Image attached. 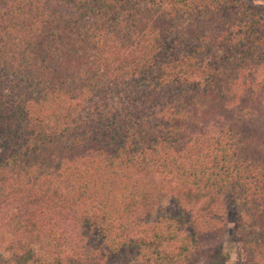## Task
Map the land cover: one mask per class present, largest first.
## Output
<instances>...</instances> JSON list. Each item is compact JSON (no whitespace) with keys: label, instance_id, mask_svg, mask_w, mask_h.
Wrapping results in <instances>:
<instances>
[{"label":"trees","instance_id":"1","mask_svg":"<svg viewBox=\"0 0 264 264\" xmlns=\"http://www.w3.org/2000/svg\"><path fill=\"white\" fill-rule=\"evenodd\" d=\"M222 205L264 264L258 7L0 0V264H225Z\"/></svg>","mask_w":264,"mask_h":264},{"label":"rangeland","instance_id":"2","mask_svg":"<svg viewBox=\"0 0 264 264\" xmlns=\"http://www.w3.org/2000/svg\"><path fill=\"white\" fill-rule=\"evenodd\" d=\"M243 1L249 4H253L256 7H258V9L260 10V13L262 14V16H264V0H243ZM222 214L226 218L227 227L229 228V233L222 241V244H224L226 248H228L229 251L231 252L230 259L225 264H236V260H235L236 247L233 245V242H232L233 237H232V234H230L231 227H232V220H231V217L229 216L230 214L229 207L222 205Z\"/></svg>","mask_w":264,"mask_h":264}]
</instances>
